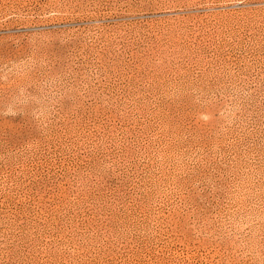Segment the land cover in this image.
Listing matches in <instances>:
<instances>
[{"label":"rangeland","instance_id":"obj_1","mask_svg":"<svg viewBox=\"0 0 264 264\" xmlns=\"http://www.w3.org/2000/svg\"><path fill=\"white\" fill-rule=\"evenodd\" d=\"M0 264H264V0H0Z\"/></svg>","mask_w":264,"mask_h":264}]
</instances>
